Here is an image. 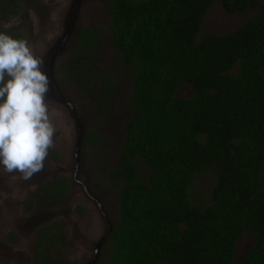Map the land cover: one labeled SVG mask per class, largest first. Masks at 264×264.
I'll return each mask as SVG.
<instances>
[{"label": "trees", "instance_id": "1", "mask_svg": "<svg viewBox=\"0 0 264 264\" xmlns=\"http://www.w3.org/2000/svg\"><path fill=\"white\" fill-rule=\"evenodd\" d=\"M20 1L0 0V8ZM216 2L247 18L229 34L203 33ZM107 6L124 76L94 74L103 37L85 27L68 72L98 112L120 93L124 78L132 83L118 165L104 168L118 196V216L105 237L107 264H264V4L108 0ZM6 34L25 40L15 29ZM182 88L193 95L180 96ZM202 176L212 177L207 193L197 188ZM70 182L58 176L40 186L34 208L66 203ZM64 226L40 229L34 264H62L53 252L64 242ZM245 237L257 245L237 261Z\"/></svg>", "mask_w": 264, "mask_h": 264}, {"label": "rangeland", "instance_id": "2", "mask_svg": "<svg viewBox=\"0 0 264 264\" xmlns=\"http://www.w3.org/2000/svg\"><path fill=\"white\" fill-rule=\"evenodd\" d=\"M107 1L82 0L75 26L76 30L83 27L100 30L104 52L94 70L98 78L103 72L124 76L116 50L111 44ZM72 2L21 0L19 7L9 6L6 11L0 8V32L15 29L28 42L33 54L53 68L57 88H49L45 103L55 128L51 148L59 157V161L55 162L48 150L44 170L27 181L20 179L19 173L7 174L0 170V264H33L38 230L46 224L60 222L65 225L62 231L65 239L54 250V255L59 253L64 264H88L96 253L97 243L107 230L95 199L104 208L111 223L118 216L115 184L109 180L104 168L118 165V149L123 143L122 125L128 116L124 101L132 92V83L124 78L110 113L105 112L107 110L95 113L97 102L80 94L76 84L68 77L69 62L76 46L74 32L61 49L57 47L59 43L56 44L58 38L70 30L67 15ZM260 3L264 4V0H260ZM246 18V15L227 13L221 3L216 2L205 17L202 30L203 33L229 34ZM5 24L10 26L5 28ZM179 95L190 97L193 94L188 88H182ZM80 122L82 125L79 129ZM80 136L85 140V145L77 158L76 145ZM93 136L98 137V140ZM147 173L144 170V178ZM58 176L71 181L67 202L55 207L34 208L32 199L40 186ZM210 184L212 177L202 176L197 188L207 193ZM78 208H82L83 213ZM252 245L253 238L245 237L239 244L238 252ZM99 255L97 264H107L111 251L105 245Z\"/></svg>", "mask_w": 264, "mask_h": 264}, {"label": "clouds", "instance_id": "3", "mask_svg": "<svg viewBox=\"0 0 264 264\" xmlns=\"http://www.w3.org/2000/svg\"><path fill=\"white\" fill-rule=\"evenodd\" d=\"M43 64L27 41L0 32V170L24 181L44 170L53 147Z\"/></svg>", "mask_w": 264, "mask_h": 264}, {"label": "water", "instance_id": "4", "mask_svg": "<svg viewBox=\"0 0 264 264\" xmlns=\"http://www.w3.org/2000/svg\"><path fill=\"white\" fill-rule=\"evenodd\" d=\"M81 1L82 0H73V2L71 4V8H70V10L68 12V15H67V17H69L68 20H67V26L69 27L70 30L67 31L65 34H62V36H60L58 38V40L56 42V44L59 43V46L57 45L58 49H61L65 45V43L68 40V37L70 36V34L76 31V27L75 26H76V23L78 21V13L80 11ZM55 51H57V50H55ZM42 70L44 71V73L47 75V77L49 79V82H50L49 83V88H51L53 90L54 89V83L52 81V78H53L52 70H53V68L51 69L50 66L44 64ZM78 126H79V129H80L81 124H78ZM82 139H83L82 136H80L78 138V142H77V145H76L77 154L80 153V150H81V147H82V145H81L82 144ZM85 189L88 190L86 187H85ZM95 201H96L97 204L99 203L98 200L95 199ZM98 206H99V204H98ZM99 209H100L101 215H104V217H105L106 224L109 227L108 232H110L111 229H112V224L110 223V221L106 217L105 212L103 211V207L101 205H100ZM106 232H107V230L105 231V233ZM102 243H103V240H101L100 243L97 244V248H96V251H95L96 253H95L93 259L88 264H95L96 263L97 258L99 256L100 248L102 247Z\"/></svg>", "mask_w": 264, "mask_h": 264}, {"label": "flooded vegetation", "instance_id": "5", "mask_svg": "<svg viewBox=\"0 0 264 264\" xmlns=\"http://www.w3.org/2000/svg\"><path fill=\"white\" fill-rule=\"evenodd\" d=\"M81 8V7H80ZM78 15H79V13H78ZM78 31L79 30H76L75 32H74V36H75V40H76V46H77V44H78ZM75 46V47H76ZM75 47H74V50H75ZM59 53V52H58ZM59 55V54H58ZM52 81H53V83H54V86L57 88V84H56V79H55V77H54V75H53V78H52ZM117 97V96H116ZM84 98H86V97H84ZM115 99L116 98H111L109 101H108V99L107 100H104V102L106 103L105 104V106H103L102 104H101V106H102V108H104V111L105 110H107V111H105V112H108V113H110V111L113 109V107H114V103H115ZM125 103H126V106L128 107L127 108V110H128V116H127V118H126V120H125V123L122 125V128L124 129V131H123V139H122V141L121 142H124L125 141V139H126V130H125V128H126V123H127V121H128V118L130 117V105H129V101H128V97L127 98H125V101H124ZM64 103V102H63ZM97 105H98V103H97ZM113 106V107H112ZM98 111V107L97 106H95V113ZM100 112H103V111H100ZM80 124H81V122H80ZM82 125V124H81ZM98 138V137H97ZM96 138V139H97ZM85 143V140L84 139H82V147H83V144ZM123 144V143H122ZM85 145V144H84ZM82 147H81V149H82ZM76 150H77V148H76ZM76 156H77V158H78V154H77V152H76ZM99 204V203H98ZM99 207H100V204H99ZM103 211H104V208H103ZM105 212V211H104ZM101 213V212H100ZM105 215H106V217L108 218V215L106 214V212H105ZM102 217H103V219L105 220V217H104V215H101ZM108 220H109V218H108ZM110 221V220H109ZM105 223H106V221H105ZM110 223H111V221H110ZM54 224H46V225H44V226H42V227H40V229H42L43 227H45V226H53ZM107 225V224H106ZM40 229L38 230V234H39V231H40ZM108 229H109V227L107 226V232L105 233V235L102 237V239L101 240H103V243H102V247L100 248V250H102V248H104V246L106 245V243H107V239L105 240V237H107V235H108ZM38 234H37V239H38ZM37 239H36V243H35V246H34V254H33V264H34V257H35V248H36V245H37ZM62 241H63V239H61ZM100 240V241H101ZM254 240V239H253ZM100 241L97 243V244H99L100 243ZM63 243V242H62ZM62 243H60L59 245H61ZM257 245V242H256V240H254V245H252V246H249L247 249H242V251H241V253H239L238 252V248H237V254H236V260L237 261H240L241 259H242V257L249 251V250H251V249H253L255 246ZM238 247H239V245H238ZM96 248H97V246H96ZM100 256V255H99ZM99 256H98V258H97V261H98V259H99ZM61 255L59 256V260L62 262V264H64V262L61 260ZM97 261H96V263L95 264H97Z\"/></svg>", "mask_w": 264, "mask_h": 264}]
</instances>
